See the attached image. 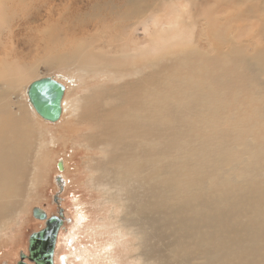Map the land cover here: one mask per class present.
Segmentation results:
<instances>
[{
	"label": "bare ground",
	"instance_id": "6f19581e",
	"mask_svg": "<svg viewBox=\"0 0 264 264\" xmlns=\"http://www.w3.org/2000/svg\"><path fill=\"white\" fill-rule=\"evenodd\" d=\"M220 1L94 2L84 26L108 32L54 55L57 69L93 82L63 97L56 122L69 113L66 122L86 131L76 141L58 128V137L86 152L91 185L119 210L113 222L138 242L131 259L140 264H264V34L249 33L255 54L229 33L213 38L229 14ZM17 67L0 64V235L21 214L45 153L26 109L12 110L19 83L34 81V70Z\"/></svg>",
	"mask_w": 264,
	"mask_h": 264
},
{
	"label": "rangeland",
	"instance_id": "374dc122",
	"mask_svg": "<svg viewBox=\"0 0 264 264\" xmlns=\"http://www.w3.org/2000/svg\"><path fill=\"white\" fill-rule=\"evenodd\" d=\"M104 1L116 4L123 2V0H7L6 25L0 33V64L16 63L19 69L34 70L28 81L44 77L53 78L64 85L66 102L74 99L76 94L79 96L85 88L93 85V82L88 80L90 76L79 77V81L77 77L71 75V69L67 71L57 69L55 56L62 51H69L72 45L83 41H91L92 45L98 44L96 39H100L108 29L103 23L84 26L83 20L89 18L90 5ZM218 5L223 10H229V14L226 18L214 22L213 38H222L229 33L251 53L258 52L259 48L254 49V42L258 40L252 41L249 33H253L254 30L256 33L264 34L262 19L264 6L248 8L243 6L240 0H221ZM238 12L240 15L236 14ZM203 20H200L195 29L197 44H203L200 33ZM110 24L111 21L108 20L106 25ZM260 38L264 46V35ZM109 39L107 35L105 41ZM224 49L226 48L223 47L221 51ZM205 50L209 52V49ZM160 54H156L157 57H163L159 56ZM26 87H28L26 83H19V88L11 97L12 110L18 114L23 107L26 109L29 121L36 131L43 134L45 145L42 150L47 156L41 153L40 159L44 160H40V170L35 172L36 183L31 188L33 193L30 192L28 196L30 198L27 196L23 198L26 204L22 200L25 206L23 208L21 204V214L14 218L0 235V264H16L19 254L27 252L29 235L44 226V222L32 217L31 210L35 207L42 209L48 217L57 215L59 208L63 210L64 224L56 244L55 264H140L139 261L131 259L141 252L140 248L134 246L138 242L128 231L114 223L121 216L119 210L107 201L100 189L91 185L86 168V152L77 145L73 148L68 142L69 137L65 140L58 137L57 129L59 128L60 134L63 128L68 136L71 135L77 141L83 131H86V127L74 121L67 123L69 113L62 117L59 124L43 122L30 113L25 95ZM50 134L56 136L54 144L49 143ZM94 154L93 152L92 155ZM59 161L63 164L61 171L57 169ZM57 177L61 178L62 191L55 180ZM55 197L57 203L54 202Z\"/></svg>",
	"mask_w": 264,
	"mask_h": 264
},
{
	"label": "water",
	"instance_id": "95a60500",
	"mask_svg": "<svg viewBox=\"0 0 264 264\" xmlns=\"http://www.w3.org/2000/svg\"><path fill=\"white\" fill-rule=\"evenodd\" d=\"M64 94V85L49 77L34 80L26 89L28 102L34 112L49 123L59 121ZM57 169H63L61 161L57 163ZM55 180L62 191L61 178L57 177ZM54 202H58L57 197ZM31 214L35 220L44 222V227L29 235L27 254L20 253L16 264H54L57 237L64 223L63 210L59 208L57 215L48 217L42 209L35 207L32 208Z\"/></svg>",
	"mask_w": 264,
	"mask_h": 264
},
{
	"label": "flooded vegetation",
	"instance_id": "af4514ba",
	"mask_svg": "<svg viewBox=\"0 0 264 264\" xmlns=\"http://www.w3.org/2000/svg\"><path fill=\"white\" fill-rule=\"evenodd\" d=\"M43 227H44V226H43ZM43 227H42V228H43ZM42 228H41V229H42ZM41 229H40V230H41ZM38 231H39V230H38ZM27 246H28V245H27ZM24 254H25V253H24ZM26 254H27V252H26ZM28 264H29V263H28ZM54 264H55V258H54Z\"/></svg>",
	"mask_w": 264,
	"mask_h": 264
}]
</instances>
